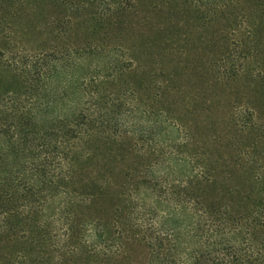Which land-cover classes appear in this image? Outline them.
<instances>
[{"label": "trees", "instance_id": "obj_1", "mask_svg": "<svg viewBox=\"0 0 264 264\" xmlns=\"http://www.w3.org/2000/svg\"><path fill=\"white\" fill-rule=\"evenodd\" d=\"M0 264H264V0H0Z\"/></svg>", "mask_w": 264, "mask_h": 264}, {"label": "rangeland", "instance_id": "obj_2", "mask_svg": "<svg viewBox=\"0 0 264 264\" xmlns=\"http://www.w3.org/2000/svg\"><path fill=\"white\" fill-rule=\"evenodd\" d=\"M195 75V78L194 77H192V78H194V80L195 81H191V82H189V83H187L189 86L190 85H194L193 87H195V86H198V87H203L202 86V83L201 82H203V76H200V75H198V74H194ZM204 85V84H203Z\"/></svg>", "mask_w": 264, "mask_h": 264}]
</instances>
